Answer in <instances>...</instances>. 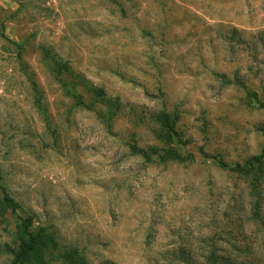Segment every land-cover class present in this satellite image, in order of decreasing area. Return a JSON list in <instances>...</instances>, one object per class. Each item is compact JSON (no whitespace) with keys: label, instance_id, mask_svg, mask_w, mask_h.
<instances>
[{"label":"rangeland","instance_id":"rangeland-1","mask_svg":"<svg viewBox=\"0 0 264 264\" xmlns=\"http://www.w3.org/2000/svg\"><path fill=\"white\" fill-rule=\"evenodd\" d=\"M165 109L170 141L154 118ZM262 123L264 0H0V170L47 234L39 264H183L204 240L252 241L245 184L220 161L258 154ZM151 146L182 159L148 160ZM2 213L10 264L15 217Z\"/></svg>","mask_w":264,"mask_h":264},{"label":"trees","instance_id":"trees-1","mask_svg":"<svg viewBox=\"0 0 264 264\" xmlns=\"http://www.w3.org/2000/svg\"><path fill=\"white\" fill-rule=\"evenodd\" d=\"M55 64L58 67V73H63L64 71L70 72L71 74L74 73L70 71L67 63L63 64L56 60ZM223 77L225 81L234 82V80L232 81L226 79L225 76ZM76 79L84 82L83 77L79 75H76ZM31 82L35 91L34 93L36 94L35 106L48 118V109L41 97V90L38 83L33 78H31ZM236 83L243 87L251 100H257L259 98L258 92L250 88L243 79L237 78ZM93 89L100 96L101 104L106 108H111V105H113V101L110 100L111 98L103 91L100 92L95 87ZM71 94L81 100L83 99L81 95H76L75 91ZM81 103L85 102L82 100ZM103 117L105 116L103 115ZM154 118L159 123L167 125L166 131L158 132L163 134L161 137L167 141L173 140L175 130H173L174 121L170 112L166 109L162 110L155 113ZM257 130L264 134V123L257 126ZM149 151L146 152V150H143V154L148 160H153L155 155L159 156L161 160L182 159L180 153L175 148L151 146ZM220 163L235 174L236 177L242 178L245 184L244 190L248 200V208L246 222L243 226L246 224L249 227L257 226L258 230L262 233L258 234L252 241H245L244 246L237 245L231 237L228 240L224 238L231 247L230 250H222L223 248L221 249L213 238L209 241L204 240L203 242L206 247L200 254H194L186 250L181 251L183 264H264V146L258 154H252L242 162H236L232 165L223 161H220ZM3 179L0 170V210L3 211L2 214H11L15 217V246L11 249L13 257L10 264H39L43 248L46 245L47 236L45 235L47 234H43L40 229H36L33 216L19 214L21 209L20 204L11 195ZM68 256L67 258L65 257L66 261L71 264H86L81 256L77 255L76 258L70 255Z\"/></svg>","mask_w":264,"mask_h":264}]
</instances>
